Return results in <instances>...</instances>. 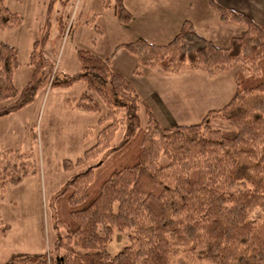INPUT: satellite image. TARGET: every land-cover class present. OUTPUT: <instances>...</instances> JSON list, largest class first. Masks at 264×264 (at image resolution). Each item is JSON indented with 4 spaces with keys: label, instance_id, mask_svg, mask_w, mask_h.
<instances>
[{
    "label": "trees",
    "instance_id": "obj_1",
    "mask_svg": "<svg viewBox=\"0 0 264 264\" xmlns=\"http://www.w3.org/2000/svg\"><path fill=\"white\" fill-rule=\"evenodd\" d=\"M57 1H50L42 38L30 56L33 74L20 93L14 84L20 67L18 51L0 43V78L5 81L0 103L19 95L0 109V118L33 104L44 88L84 82L88 91L68 100V108L100 113L90 94L94 92L107 115L99 120L103 128L96 143L76 164L65 160L64 169L72 172L109 154L74 174L55 195L53 250L14 254L3 264H173V244L213 264H264V26L209 0L222 21L245 26L229 46L219 47L206 39L190 21L166 45L138 39L121 46L138 59L137 75L143 68L160 67L170 74L205 71L213 77L241 64L236 91L223 108L210 110L198 124L164 128L131 81L112 70L109 59L78 50L79 73L62 79L49 75L50 82L41 81L49 64L43 49ZM70 1L63 0L62 5ZM112 2L120 22L128 24L132 17L123 0H104V8ZM22 22V16L0 0V35ZM141 109L148 117L145 127ZM121 114L129 119V134L112 146ZM215 121L231 124L235 130L214 129ZM36 135L32 130L35 140ZM33 150L0 153L1 194L7 185L35 174ZM255 211H260L257 218L252 217ZM9 228L0 219L1 234ZM127 231L132 232L129 245L112 255L113 235Z\"/></svg>",
    "mask_w": 264,
    "mask_h": 264
},
{
    "label": "rangeland",
    "instance_id": "obj_2",
    "mask_svg": "<svg viewBox=\"0 0 264 264\" xmlns=\"http://www.w3.org/2000/svg\"><path fill=\"white\" fill-rule=\"evenodd\" d=\"M73 5H71L68 11L72 9ZM82 9L84 10V8ZM93 9L97 11L98 6H95ZM60 10V6L57 4L51 20L53 30H51L52 43L49 48L54 52L55 57H58L62 45L59 20L57 22V14ZM94 10H91L92 14L96 13L93 12ZM85 11L87 10L85 9ZM38 12H41V8L38 9ZM45 12H47V6ZM84 14L85 12H83ZM29 15L30 19H32V10H30ZM30 23H32V20H30ZM231 23L218 19L213 23V28L208 31L210 33L214 31L219 34V43H224V45L229 46V44H225L222 41L227 39L229 35L236 34L232 27H230ZM42 35L43 31L41 29L35 30L30 25H26L22 31L7 30L0 35V43H9L18 51L21 67L15 74L14 83L16 82L15 86L19 93L26 86L23 85V82L27 77L29 81L31 79L32 68L28 66V61L32 52L33 43L40 40ZM85 39L88 38L84 37ZM123 39H126V36L121 34L112 35V33L108 32L104 35L102 46H112ZM88 41L90 43V40ZM81 46L83 44H76L70 38L64 46L63 52L65 60L61 68L57 67L54 70L53 66L55 64L52 62V65L47 66L41 81L46 83L49 81V75L51 79H54L56 77L52 76L57 73H59V75H56L57 78H64L65 68L71 74L78 73L80 66L74 58L75 56H73V51L77 48L79 49ZM73 60H75L76 69H73ZM240 69L241 64H236L229 71L219 73L214 77L205 71H198V73H192V75H183L185 77H174V79H170L162 88L167 96L165 103L171 112V118L169 121L163 119V125L158 119L161 126L164 128H173L176 126L198 124L210 110L223 108L236 91V76ZM98 83L104 86L103 82L99 79ZM4 85V79L0 78V89ZM106 87L111 91L110 85ZM110 94L112 93L110 92ZM18 97L19 95L14 99L0 103V109L13 104ZM92 98L96 104L101 103L103 105L106 116L107 108L100 97L96 93H93ZM67 100L62 103L63 96L51 95L45 101L47 107L45 111L37 109L33 106L34 104H31L23 113L0 119V153L19 149H25L29 152L33 148L35 164V174L25 177L17 185H7L2 194L0 193V219L5 225L10 227L5 235L0 232V264L5 263L14 254H45L53 250L56 239V234L52 226L54 223L53 203L55 195L62 190L74 174L90 165L96 164L100 160L106 159L109 154V152L103 153L98 160L85 163L83 167L75 168L72 172L65 171L63 162L70 160L76 164V161L79 159L78 157L82 156L80 154L82 149L84 152L91 148L96 143V138L103 128L99 124L97 127H90L84 139H81L78 126L72 124L70 116L66 115V111L71 110L67 106ZM49 103H53L54 105H49ZM145 104L148 105L146 102ZM51 110L59 114L57 119H59L60 123L58 125H50L48 123L49 116L47 115ZM102 114L100 119L105 118V116L102 117ZM119 118L122 120V123L112 146H116L121 141H124L129 134V119L124 114H121ZM28 119H32L33 121L32 128L25 125ZM140 119L141 125L145 127L148 123V117L144 109H141ZM212 126L214 129L222 131L235 130L231 124L222 121H215L212 123ZM65 129L77 130L78 132L76 134L79 135L78 138L75 141H71V139L67 141L61 140L60 137H63ZM32 130L37 133L36 140L31 136ZM53 134H55L54 140ZM47 151L51 155L50 164L52 170L49 176L44 173L45 164L43 159ZM162 160H165L164 157ZM259 215L260 211H255L252 217L257 218ZM131 234L132 232L130 231L123 233L115 232L109 246L112 255H116L129 245V237ZM173 248L176 252V255L172 259L173 264H213L192 256V254L177 245L173 244Z\"/></svg>",
    "mask_w": 264,
    "mask_h": 264
},
{
    "label": "crops",
    "instance_id": "obj_3",
    "mask_svg": "<svg viewBox=\"0 0 264 264\" xmlns=\"http://www.w3.org/2000/svg\"><path fill=\"white\" fill-rule=\"evenodd\" d=\"M50 1L51 0H5V5L10 10L20 14L23 18L21 26L13 30L22 31L26 25H30L35 30H42L48 18ZM62 1L63 0H58L54 4L53 10L50 14L51 21L56 5L59 4L61 10L57 14V22L59 20L62 45L58 57H55L54 52L49 48L52 43V32H50L49 41L43 49L46 58L49 60L48 65L54 63V70L57 69V67L61 68L62 63L65 60L63 52L64 46L70 38L71 41L76 44H83L79 49L77 48L73 51V56H75L74 58L76 61L78 50L88 51L101 59H109L112 70L124 75L131 81L142 100L150 106L162 125L164 124L163 119L169 121L171 118V112L165 103L167 96L162 86L166 82H169L170 79H174V77L181 78L185 77L183 75H192V73H198V71H183L178 74H170L164 72L160 67H155L143 68L142 74L137 75L135 74V70L138 67V59L125 48H121V46L138 39L145 40L150 44L166 45L178 35L184 22L190 21L200 35L213 41L219 47H227L224 43H219V34L214 31L212 33L208 31L213 28V23L220 19L219 14L211 7L209 0H123L125 8L129 11L132 17L128 24L120 22L116 15L113 2L108 8H104V0H72L66 6L62 5ZM215 1L228 9L251 17L255 22L264 26V0ZM71 5H73L72 9H70L71 11H68V9L71 8ZM46 6L47 12H45ZM95 6H98L97 11L93 9ZM40 8L41 12H38V9ZM82 8H84V10ZM85 9L87 11H85ZM30 10L33 11L32 19H30L29 15ZM91 10H94L93 12L96 13L92 14ZM83 12H85L84 15ZM30 20H32V23H30ZM230 27H232L236 34L229 35L227 39L223 40L222 42H225V44H230L233 37L243 33L245 30V26L239 23H231ZM52 28L53 24L51 22V30H53ZM108 32L112 33V35H124L126 36V39L118 41L112 46L103 47L102 42L104 40V35ZM84 37H87L88 39L84 40ZM88 40H90V43ZM36 42L37 41L33 43V47ZM28 62V66L32 68L33 74V67L30 65V59ZM19 64L21 67L20 62ZM20 67L16 72L20 70ZM73 69H76L75 60H73ZM64 71L65 74H63L65 77L72 76V74L75 75V73L71 74L66 68ZM56 75H59V73ZM56 75H53L52 77L57 78ZM28 81L29 79L27 77L23 82V85H27ZM14 84H16V82ZM87 91L88 89L84 82H77L69 88H44L38 93L33 106L45 111L47 110L45 101H47L51 95L63 96V103L67 99L77 100ZM91 93L93 95L94 92H90V94ZM49 105L54 104L49 103ZM97 105L99 106L101 113H88L80 109H71L70 111L65 110L67 112L66 115L70 116L72 124L78 126L81 139H84L88 128L98 126V121L103 112L104 115L102 114V117L105 116L103 105L101 103ZM28 107L4 118L23 113ZM58 115L59 114L54 110H51L47 115L49 116L48 123L50 125H58L60 123L59 119H57ZM25 125L32 128V119H28V122L25 123ZM76 132L78 131L65 129L63 137L60 138L65 141L70 139L71 141H75L79 136ZM54 139L55 134H53V140ZM84 152L82 149V152L80 153L82 154L81 157H83ZM50 156V153L47 151L46 154H44L43 159L45 164L44 173H46L47 176L50 175L52 170Z\"/></svg>",
    "mask_w": 264,
    "mask_h": 264
}]
</instances>
